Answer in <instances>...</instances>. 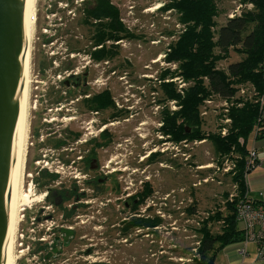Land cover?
<instances>
[{
	"label": "flooded vegetation",
	"instance_id": "flooded-vegetation-1",
	"mask_svg": "<svg viewBox=\"0 0 264 264\" xmlns=\"http://www.w3.org/2000/svg\"><path fill=\"white\" fill-rule=\"evenodd\" d=\"M100 21H92V35L100 34L98 38L102 39L94 50L111 41L108 24L101 25ZM83 68L62 80L65 87L73 88V99L79 104L75 120L81 125L69 138L79 144L75 163L83 171L82 178L45 185L42 202H49V206L38 207L44 213L35 211L32 222L27 223L33 253L27 256L42 255L41 264H191L192 253L191 258L181 259L176 246L163 248L157 243L158 237L153 239L176 230L179 205L186 201L183 210L193 212V188L200 183L186 180L185 187L175 178L178 159L186 165L193 147V140L185 138V146L177 151L176 85L167 98V84L158 83L145 96L138 85L131 83L137 95L134 105L121 103L122 99L118 104L109 85L101 82L114 70L102 73L96 68ZM96 72L105 78H95ZM170 80L159 78L164 83ZM124 95V90L116 92L117 97ZM142 96L147 100L139 104ZM87 118L89 125L85 126ZM56 141L47 155L49 159L55 150L60 154L65 149V139ZM76 171L73 167L69 177H77ZM201 180L206 182L205 178ZM179 213L183 215L182 210ZM39 234L53 236L47 247L46 239Z\"/></svg>",
	"mask_w": 264,
	"mask_h": 264
},
{
	"label": "rangeland",
	"instance_id": "rangeland-1",
	"mask_svg": "<svg viewBox=\"0 0 264 264\" xmlns=\"http://www.w3.org/2000/svg\"><path fill=\"white\" fill-rule=\"evenodd\" d=\"M107 1L116 9L117 19L121 26L117 29H112L110 23L106 22L109 27L108 33L111 41L110 44L105 43L102 48L99 47L102 53H107V56L104 57L106 62H103L101 59L96 61V59L93 60L94 58L91 59L90 57V53L94 51L93 47L96 46L91 45L89 42V35L93 32V27L89 29L88 26L81 23L80 18L83 16L81 7L77 9V13L73 18H70L71 16L69 14L66 15L63 11H57L61 14L62 20V23L59 24L55 17H52L50 22L45 18L47 12L56 11V1L35 0V22L33 33H31L29 40L28 77L30 83L27 104V151L24 161L25 176H23L24 185L22 191L25 196H29L31 201L29 204H31L23 206L21 213H18V215H21V220L19 221L20 225L18 224L19 226L16 228L14 239V255L17 256L15 264H24L25 261H30L29 264H41L42 255L27 256V253L33 254L31 252V244L27 239V223L32 222L35 211H41L38 207L42 205L49 206V202H42L46 195L45 185L47 183L53 184V182L60 179L82 178L83 171H79V165L75 163V151L79 144L74 138H69L68 135V130L76 131L81 125L75 120L79 104L73 99V94L75 93L73 88L68 89L61 81L68 74L79 73L84 69L83 67L87 70L96 68L99 71H103L102 73L112 69L114 73L112 75L109 74L105 80L102 79L101 81L100 79V81L109 85L113 95L118 99V104L129 103L134 105L137 95H135V88L129 86L131 83L138 85L139 90H142V93H145L146 96V91L153 90L158 83L163 84L159 81L162 72L168 70L172 72L177 69V63L167 62L164 58L169 50V43L177 38L178 34L184 30L185 25L178 22L173 7L158 10L161 5L170 0ZM237 3L236 0H215L217 7V16L214 18L216 21L215 27L223 23L226 16L232 14V9L237 8ZM47 4L51 5L48 11L45 10ZM241 7L249 9L252 5L245 3ZM147 10L150 12H146ZM152 11L154 12L151 13ZM103 19H101L100 23L101 25H106L104 23L105 19ZM48 25H50V28H47ZM92 25L93 23L90 26ZM94 36L98 37V34H94ZM111 36L114 37L112 38ZM70 48L73 49L70 50ZM240 57L241 54L230 50L229 56L225 60L219 61L217 66L225 68L227 63L239 60ZM95 75V78H100L99 75L101 74L96 72ZM101 76V78H105L104 74ZM166 78L170 79L168 74ZM34 79L41 80L43 90L41 88V90L36 91L38 102L36 103V108L32 109L30 98L33 92ZM172 80L175 85H178L177 93H182L181 89L185 87L187 82L176 76H173ZM181 83L185 85L181 86ZM248 84L245 83L243 85ZM38 85L40 84L38 83ZM121 90H124L126 95L117 97L116 92ZM70 94L72 96H69ZM121 99L122 102L119 103ZM143 100L146 101L147 97L144 98L142 96V99L137 101L141 104ZM216 104L217 99L212 104H209L210 106L205 104L203 107H207L206 115L202 117L203 122L201 124L204 132H218V125L219 123L222 124L223 119L216 118V115L220 112V108L216 107ZM132 108L135 109L136 107ZM177 109H179V105ZM143 111L145 112L146 110L144 109ZM150 118L152 120V116ZM84 122L85 126L89 125L88 118L84 119ZM86 135L89 134L87 133ZM58 139H65V149L60 154L58 150H55L52 158H47V155L50 154L49 151L53 148V144H57L56 140ZM190 153L191 156L186 165L182 164L181 160L178 159L175 178L177 177V182L184 184L186 180L190 182L200 181L193 188V212L188 214L183 210L182 207L187 205L184 200L185 203L183 202V205H179L178 213L175 215L176 230L172 234L157 235L153 238L156 239L158 237L157 243L161 244L163 248L176 246L177 256L181 259L191 258V253H194L193 249L190 250V248L196 245L198 236H196L194 227L197 226L200 218L206 214V211L222 210V193L224 191H233L227 175H221L218 171L214 172L212 166H208L210 168H203L204 166H202L205 163L214 165L220 157L228 155L218 157L214 153L209 140L194 145ZM42 158H46L49 161L52 170L35 164V161ZM199 166L201 168H198ZM73 167H76L77 171L81 172L79 174L77 171L74 172L78 175L75 178L74 176L69 177L73 173L71 172ZM54 169L58 173H54ZM203 178H207V181L203 182L201 180ZM185 187H187V184H185ZM50 210L51 208L44 209L47 212ZM181 210L183 215L179 213ZM41 212L44 213L43 211ZM211 227L212 231L218 230L217 223H213ZM103 229L105 228L103 227ZM39 236L46 239L43 240L46 247L53 237L47 234H39ZM233 243L238 244V242ZM187 245H189V254L185 250ZM166 253L169 255V252ZM35 261L36 263H34ZM213 264L219 263L216 260Z\"/></svg>",
	"mask_w": 264,
	"mask_h": 264
},
{
	"label": "trees",
	"instance_id": "trees-1",
	"mask_svg": "<svg viewBox=\"0 0 264 264\" xmlns=\"http://www.w3.org/2000/svg\"><path fill=\"white\" fill-rule=\"evenodd\" d=\"M68 1L71 3L72 0ZM236 2L240 6L247 3L252 7L247 9L239 6L237 13L232 9L233 15L226 16L224 22L217 27L214 19L217 16L215 0H170L161 5L158 10L173 7L176 19L185 28L169 43V50L164 58L167 62L177 63V69L162 72L160 78L164 79L168 74L170 79L176 76L187 82L186 85L183 83L185 87L181 89L182 93L174 94L179 105L176 110V140H209L218 157L228 155L234 160L233 174L229 171L225 175L229 177L231 185L235 184L236 194L242 196L246 191L243 160L245 142L248 135L253 134L255 138L262 135L264 120L259 121L261 110L255 101L258 97L247 98L241 95L239 86L249 83L256 95L264 97V0ZM81 8V23L89 29L94 18H104V23L109 22L112 29L121 26L116 9L107 0H84ZM98 37L91 33L90 44H100L102 39ZM230 50L241 54L240 59L227 63L225 68L218 67L217 63L225 60ZM103 53L97 48L90 53V57L104 59L107 53ZM162 83L168 85L166 94L170 98L173 80ZM206 99L230 102L226 112L220 107V112L216 115V118L229 119L228 122L219 123L218 132H204L201 128L202 117L206 115L201 114L203 109H207L203 108V101ZM221 127L226 129L222 136L219 133ZM68 131V135H76L74 131ZM228 193H222V210L206 211L194 227L198 237L193 246V264H213L216 254L223 246L242 238V224L235 217V200H225ZM213 223L218 224L217 231L211 230Z\"/></svg>",
	"mask_w": 264,
	"mask_h": 264
},
{
	"label": "water",
	"instance_id": "water-1",
	"mask_svg": "<svg viewBox=\"0 0 264 264\" xmlns=\"http://www.w3.org/2000/svg\"><path fill=\"white\" fill-rule=\"evenodd\" d=\"M27 3V0H0V264H6L18 155L24 131Z\"/></svg>",
	"mask_w": 264,
	"mask_h": 264
},
{
	"label": "built area",
	"instance_id": "built-area-1",
	"mask_svg": "<svg viewBox=\"0 0 264 264\" xmlns=\"http://www.w3.org/2000/svg\"><path fill=\"white\" fill-rule=\"evenodd\" d=\"M49 1H54V0H49ZM55 1H56V4H55L56 11L47 12L45 14V18L48 19V21L50 22L51 18L55 17L56 21L59 24H61L62 23L61 14L57 11L59 10L63 11L66 15L69 14L71 16L70 18H73L77 13V9L81 7V2L84 0H72L71 3L68 0H55ZM239 6L240 5L238 4L236 9H238ZM50 7L51 5L47 4L45 10L48 11ZM146 12H150V11L147 10ZM153 12L154 11H152L151 13ZM47 28H50V25H48ZM33 83H34L33 92L31 94L30 100H31V108L35 109L36 103L38 102V97H37V94L35 93L36 91L41 90V88L43 87V83H41V80H37V79H34ZM38 83L40 85H38ZM182 85L183 84L181 83V86ZM239 93L247 98H251L252 96L258 97L255 99V101L258 103V107L261 110V113L259 115V121H263L264 120V97L262 95L261 96L256 95L255 90L251 85H240ZM218 102L219 103L217 104V107L223 108L222 110L226 112V109L228 105L230 104V102L226 100H223V101L219 100ZM212 103L213 101L210 99L204 100V104H207L208 106H210L209 104H212ZM205 113H206V110L203 109L201 114L204 115ZM228 120L229 119L224 118L222 122H228ZM219 133L221 134V136L224 135L226 133V129L224 127H221ZM198 143H201V141H197V140L192 141L193 146ZM185 144H186V140L184 139L180 140L177 144V151H179V148L182 145L185 146ZM243 160H244V170H245L244 176H245L246 172L251 167L257 164V154L254 153L253 149L250 151L248 150ZM35 162H36L35 164L40 165V167L45 166L46 168H50L49 161L46 158L38 159ZM208 166L210 167L212 166V168H214L213 169L214 172L218 171L220 172L221 175H225L229 171L233 170L234 160H232L229 156H222L220 158V163L217 162L214 165H212V163H207L204 165L205 168H207ZM49 170H52V169L50 168ZM53 172H57V170L54 169ZM231 174H233V171L231 172ZM205 180H207V178H205ZM232 188H233V191L228 193L225 200L227 201L235 200V203H234L235 217L242 224V228H241L242 238L240 240L242 246L237 250V253L239 254L240 257H243L246 253L245 244L248 241H253L256 244V253H257L258 258L264 260V205L259 201H255L252 197H250L247 194L246 191L242 196H238L235 191V184H232ZM230 264H233V263H230Z\"/></svg>",
	"mask_w": 264,
	"mask_h": 264
},
{
	"label": "crops",
	"instance_id": "crops-1",
	"mask_svg": "<svg viewBox=\"0 0 264 264\" xmlns=\"http://www.w3.org/2000/svg\"><path fill=\"white\" fill-rule=\"evenodd\" d=\"M238 9L235 8L234 13H237ZM263 78H264V66H263ZM250 85V84H248ZM214 102V101H213ZM217 100V104H218ZM216 104V107H217ZM205 141V139L197 140ZM200 144V143H198ZM246 152L254 150L257 154V164L251 167L245 174V185L247 194L261 202L264 205V128L260 137L255 138L253 134L248 135L245 142ZM245 156V155H244ZM237 243H229L223 246L216 254L213 263L218 261L219 264H264V260L258 258L256 253V244L253 241H248L245 244V255L240 257L237 250L242 246L240 241Z\"/></svg>",
	"mask_w": 264,
	"mask_h": 264
},
{
	"label": "bare ground",
	"instance_id": "bare-ground-1",
	"mask_svg": "<svg viewBox=\"0 0 264 264\" xmlns=\"http://www.w3.org/2000/svg\"><path fill=\"white\" fill-rule=\"evenodd\" d=\"M27 12L25 16V24H24V86H25V99H26V107L24 111V131H23V139L21 143V147L19 150L18 155V163H17V170H16V181H15V189H14V202L12 208V219L10 224L9 230V240H8V247L6 252V264H15V260L17 258L14 255V239L16 234V228L21 220V215L18 213L22 211V207L26 206L31 202L29 200V196H25L22 193L23 191V176L24 175V166H25V156L27 151L26 145V127H27V104H28V94H29V40L34 22H35V0H27ZM31 47V46H30ZM31 204V203H30ZM29 204V205H30Z\"/></svg>",
	"mask_w": 264,
	"mask_h": 264
}]
</instances>
